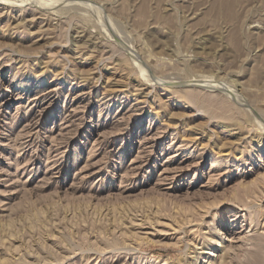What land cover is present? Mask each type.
<instances>
[{
    "label": "rangeland",
    "instance_id": "374dc122",
    "mask_svg": "<svg viewBox=\"0 0 264 264\" xmlns=\"http://www.w3.org/2000/svg\"><path fill=\"white\" fill-rule=\"evenodd\" d=\"M221 257L264 264V0H0V264Z\"/></svg>",
    "mask_w": 264,
    "mask_h": 264
},
{
    "label": "bare ground",
    "instance_id": "6f19581e",
    "mask_svg": "<svg viewBox=\"0 0 264 264\" xmlns=\"http://www.w3.org/2000/svg\"><path fill=\"white\" fill-rule=\"evenodd\" d=\"M255 264H260V262L255 258ZM217 261V260H216ZM224 262V257H221L220 259V264ZM217 264H219L218 262H216ZM244 263V262H243ZM215 264V263H214Z\"/></svg>",
    "mask_w": 264,
    "mask_h": 264
}]
</instances>
